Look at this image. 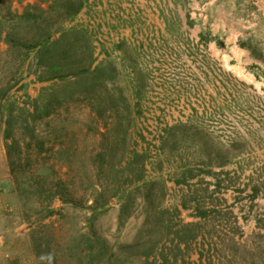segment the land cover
<instances>
[{
  "label": "rangeland",
  "instance_id": "1",
  "mask_svg": "<svg viewBox=\"0 0 264 264\" xmlns=\"http://www.w3.org/2000/svg\"><path fill=\"white\" fill-rule=\"evenodd\" d=\"M60 2L0 0V112L44 142L14 123L11 169L0 127V264H264V0ZM32 6L88 34L86 94Z\"/></svg>",
  "mask_w": 264,
  "mask_h": 264
},
{
  "label": "trees",
  "instance_id": "2",
  "mask_svg": "<svg viewBox=\"0 0 264 264\" xmlns=\"http://www.w3.org/2000/svg\"><path fill=\"white\" fill-rule=\"evenodd\" d=\"M82 6V0H61L58 4L61 12L69 17L76 15ZM31 9L39 10V14H31L27 10L23 13L21 18L24 21H31L32 24H36L38 21L44 24V31L46 33L40 39L33 41L31 49L34 53V59L38 67L46 68L48 74L41 76L39 79L44 80H65L68 78L77 79L78 82H83L81 91L86 94L95 83L96 78H99L104 70L103 64L99 66L93 65V48L88 34L81 29L72 30H55L53 32H47L50 26L47 18L50 17V12L41 6H32ZM52 10V9H51ZM31 15V16H30ZM40 30V27H38ZM10 43V40L7 38ZM68 59V60H67ZM70 64L72 66L64 68V65ZM112 69H114L112 67ZM100 74V75H99ZM93 77V78H92ZM54 102V99L52 100ZM36 100H34V103ZM52 103V102H51ZM36 104V103H35ZM38 111L37 105L32 107V112ZM27 113L29 111H26ZM49 111L43 112L48 114ZM41 113V112H40ZM41 115V114H40ZM21 115H15L11 110L7 111L6 115L0 112V127H2V136L4 139L5 152L7 155L8 163L11 169H14L13 152H19L21 148L28 144L25 141L29 139L19 140L13 136L14 123L21 121V126H31L32 134L30 139H36L37 145L42 149L44 142L36 135V126L33 122L27 118L20 117ZM136 156L141 157L142 153L135 152ZM127 164H130L127 162ZM143 164V163H142ZM42 178L46 177V174L41 175ZM54 210H48V213H53ZM202 263V258H199Z\"/></svg>",
  "mask_w": 264,
  "mask_h": 264
}]
</instances>
